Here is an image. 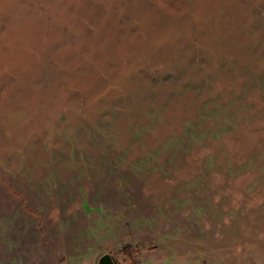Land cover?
<instances>
[{
    "label": "rangeland",
    "instance_id": "374dc122",
    "mask_svg": "<svg viewBox=\"0 0 264 264\" xmlns=\"http://www.w3.org/2000/svg\"><path fill=\"white\" fill-rule=\"evenodd\" d=\"M264 264V0H0V264Z\"/></svg>",
    "mask_w": 264,
    "mask_h": 264
},
{
    "label": "water",
    "instance_id": "95a60500",
    "mask_svg": "<svg viewBox=\"0 0 264 264\" xmlns=\"http://www.w3.org/2000/svg\"><path fill=\"white\" fill-rule=\"evenodd\" d=\"M100 264H116V261L112 254H106L101 258Z\"/></svg>",
    "mask_w": 264,
    "mask_h": 264
}]
</instances>
